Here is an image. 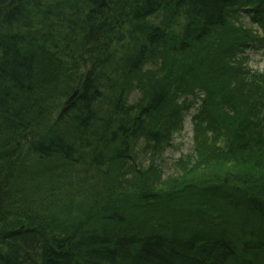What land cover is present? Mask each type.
Returning a JSON list of instances; mask_svg holds the SVG:
<instances>
[{"label":"trees","instance_id":"trees-1","mask_svg":"<svg viewBox=\"0 0 264 264\" xmlns=\"http://www.w3.org/2000/svg\"><path fill=\"white\" fill-rule=\"evenodd\" d=\"M241 7L264 29V0H0V264H264V81L217 43ZM197 87L226 141L161 186Z\"/></svg>","mask_w":264,"mask_h":264},{"label":"rangeland","instance_id":"rangeland-1","mask_svg":"<svg viewBox=\"0 0 264 264\" xmlns=\"http://www.w3.org/2000/svg\"><path fill=\"white\" fill-rule=\"evenodd\" d=\"M235 16L241 22L238 25H233L229 31L217 32L218 35L223 34V37L219 38L217 43L228 40L230 47L233 48L231 56L235 55L242 63L243 68L250 71L257 80L264 81V46H261L258 40L254 39L252 41V38L256 36L259 39H264V30L257 25H252L247 19L243 18L241 12L236 13ZM203 71L202 69L201 72ZM191 92L193 94L182 96L175 102L178 128L172 131L169 140L162 145L160 154L153 158L152 165L162 174L161 186L172 184V182L178 185L184 181H193L197 174L195 170H198V174H202L203 171L204 173L209 172L210 167L203 169L204 165L202 164V162L208 160V157H200L202 160L197 158L199 150L195 149V145L197 148L198 145L200 147L202 145L211 146L202 148V150L205 153L212 150L213 152L210 154L214 155L213 153L216 154L219 148L223 147L226 140L224 128L216 124L217 110L215 108L208 112L209 117H207L205 123L203 119H198L197 116L196 121L192 118L195 111L197 113L199 109L203 110L199 105V101L205 96V91L202 87H197ZM188 102L193 103V107L186 115V112H188V110L186 111V103ZM209 123H211V131L208 126ZM144 159H146L145 163L152 160L149 155H145ZM213 164H216V162ZM221 167L227 169V167ZM222 168L218 169L222 170ZM209 179H211L210 176Z\"/></svg>","mask_w":264,"mask_h":264},{"label":"water","instance_id":"water-1","mask_svg":"<svg viewBox=\"0 0 264 264\" xmlns=\"http://www.w3.org/2000/svg\"><path fill=\"white\" fill-rule=\"evenodd\" d=\"M78 90L74 91L73 94L66 100L63 102V105L65 107H67L69 105V103L74 99V97L77 95Z\"/></svg>","mask_w":264,"mask_h":264}]
</instances>
